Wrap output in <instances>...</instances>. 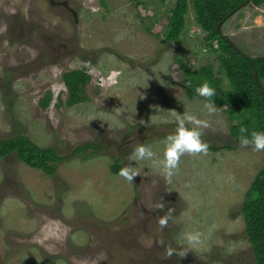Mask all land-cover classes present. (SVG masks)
<instances>
[{"label":"rangeland","instance_id":"374dc122","mask_svg":"<svg viewBox=\"0 0 264 264\" xmlns=\"http://www.w3.org/2000/svg\"><path fill=\"white\" fill-rule=\"evenodd\" d=\"M172 2L0 0V140L19 134L63 157L53 176L12 154L0 160V264H254L240 206L264 151L241 147L222 110L208 114L204 99L185 95L178 58L224 75L191 5L178 41H164ZM221 25L243 54L264 57V3ZM77 68L91 80L69 106L61 74ZM169 109L207 121L202 139L215 149L182 156L170 182L151 161L133 162V183L112 172L140 144L162 159L161 141L175 130ZM90 141L108 147L72 152ZM161 201L163 210H150ZM168 208L162 230L157 217ZM188 230L204 234L202 245L165 258L157 242L177 248Z\"/></svg>","mask_w":264,"mask_h":264},{"label":"trees","instance_id":"16d2710c","mask_svg":"<svg viewBox=\"0 0 264 264\" xmlns=\"http://www.w3.org/2000/svg\"><path fill=\"white\" fill-rule=\"evenodd\" d=\"M245 1L173 0L162 33L164 41L177 42L185 27V15L189 11V5L192 6L195 21L203 31V45L218 57L224 78L216 74L211 65H202L198 69H193L190 64L178 58L176 66L185 76L182 83L184 93L189 99L195 97L204 99L197 95L195 89L204 82L215 88L217 90L215 104L225 114L230 125V134L238 140L241 126L246 127L249 134L254 130L264 131V83H262L264 57H246V54L238 52L232 44L221 37V34L225 35L221 24L240 4L246 5ZM249 3L259 6L264 0H249ZM145 29L153 34L150 27L145 26ZM61 77L67 92L66 105L76 104L86 98L85 90L91 76L85 69H67L63 71ZM50 98V91H46L44 97L40 99V104L47 106ZM59 101L63 102L61 98ZM208 145V152L215 149L209 143ZM107 147L105 143L90 141L75 146L72 152L91 156ZM226 148L231 147L226 146ZM9 154L26 167L40 170L49 176L55 174V166L63 158L54 148L40 147L31 139L19 134L0 140V160L5 159ZM120 168L118 161L110 165L111 171L115 173H118ZM240 211L245 224V236L251 245L254 264H264V156L261 167L244 194Z\"/></svg>","mask_w":264,"mask_h":264},{"label":"clouds","instance_id":"9594fccd","mask_svg":"<svg viewBox=\"0 0 264 264\" xmlns=\"http://www.w3.org/2000/svg\"><path fill=\"white\" fill-rule=\"evenodd\" d=\"M190 86V85H189ZM197 95L205 99L204 108L208 114H215L218 108L214 98L217 90L208 82H204L195 89ZM169 116L174 121L176 127L173 133L167 135L161 143L163 144V157L156 159L155 153L148 145H137L127 157L129 163L121 167L118 175L127 182L133 183L134 178L140 175L138 168L133 167V162L151 161L153 167L160 168L163 177L170 182L171 177L179 168L181 157L184 155L197 156L207 155L209 145L203 139V129L207 128L208 122L203 121L195 115L187 112L180 113L176 109H169ZM143 124L144 122L141 121ZM239 144L241 147L252 146L254 151H264V131H249L241 126L239 129ZM163 201L156 204L151 211L163 210ZM173 208H168L164 215L157 217L158 223L163 230L168 226L169 220L173 216ZM204 234L199 230H188L182 234V241L177 248L165 246L163 240L157 243L165 247V258L171 259L173 256L183 259L189 252L197 250L203 243Z\"/></svg>","mask_w":264,"mask_h":264},{"label":"water","instance_id":"95a60500","mask_svg":"<svg viewBox=\"0 0 264 264\" xmlns=\"http://www.w3.org/2000/svg\"><path fill=\"white\" fill-rule=\"evenodd\" d=\"M241 6H242V4H240L235 10H234V12L235 11H237V10H239L240 8H241ZM219 25H220V23L216 26V30H218V27H219ZM221 37H223L224 39H226L230 44H232L233 46H234V48L238 51V52H240V53H242L232 42H231V40H229V38L227 37V36H225V35H223V34H221ZM254 76L256 77V72L254 71Z\"/></svg>","mask_w":264,"mask_h":264},{"label":"flooded vegetation","instance_id":"af4514ba","mask_svg":"<svg viewBox=\"0 0 264 264\" xmlns=\"http://www.w3.org/2000/svg\"><path fill=\"white\" fill-rule=\"evenodd\" d=\"M245 3H246V4L249 3V0H246ZM245 3H244V4H245ZM242 6H243V4H242ZM242 6H241V7H242ZM246 57H251V56L247 55Z\"/></svg>","mask_w":264,"mask_h":264}]
</instances>
